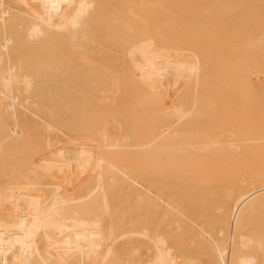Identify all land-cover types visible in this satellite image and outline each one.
I'll return each instance as SVG.
<instances>
[{"label": "bare ground", "instance_id": "bare-ground-1", "mask_svg": "<svg viewBox=\"0 0 264 264\" xmlns=\"http://www.w3.org/2000/svg\"><path fill=\"white\" fill-rule=\"evenodd\" d=\"M108 1L0 0V264H196L199 259L204 264H264V235L258 236L247 229L249 223L257 219L258 210L264 207L262 163L263 168L260 166L257 176L251 172V175H236L230 184L228 181L232 180L228 177L226 184L225 181L222 183L226 180L222 175H204L211 168L219 174L225 170L229 175L235 169L232 168L234 165L236 168L240 166L237 160H242L241 164L246 161L240 157L246 154V150L243 148L242 153L239 147L250 140L253 145L257 144L256 140L264 142V136L256 135L257 138L252 131L248 133L244 122L239 117H232V113L245 111L244 108L241 110L238 101L257 92L255 84L264 89V70L263 75L259 73L263 68L258 72L260 64L264 67V58L261 57L264 56V0H202L205 5L199 0H188L190 3L184 0L187 6L183 3V11L176 0H163L164 3L159 0V5L162 3L165 9L175 2L179 12L188 13L187 18L194 8L200 10L205 6L204 10H196L199 14L192 11L190 20L182 14L188 23L183 22L177 9L174 10L176 15L172 12L174 6L170 8L169 16L175 18L178 14L177 18L182 21L176 20L185 26L193 23L183 26V31H178L181 24L169 16L166 17L173 18L172 23L178 27L164 21L166 27H171L165 29V24L159 20L166 18V11H161L162 7L159 9L164 12L161 18L163 14L157 12V7L154 11L155 3H152V12L158 16L161 14L159 20L155 13L150 11L153 17L148 14V9H153L152 4L148 7V0L145 1L147 12L138 10L146 14L144 17L135 11L137 2L134 5L133 0H117L120 4L125 3L124 7L133 1L131 5L134 6L130 5L127 10L135 7L132 13L143 17L141 20L136 16L139 21L144 22L149 15L151 23L154 20L162 23L159 28L157 22L151 24L156 25L157 30L161 29L160 26L167 30L161 29L158 35L157 30L150 29V22L145 26L147 23L138 22L134 16L136 24L135 19L131 17L133 20H129L131 15L127 17L125 12L122 15L126 18L119 16L118 20L117 14L121 13L116 12L118 6L110 3L111 6ZM193 3L195 7L192 9ZM101 4H107L109 10L116 6L112 13H116V22L120 21L121 27L115 25L116 19L108 14L111 11ZM103 9L108 12L106 16L102 12L105 17L98 14ZM106 21L114 25L106 26ZM91 22L98 23V26L104 24L99 29L94 25L97 31L107 27L104 32L100 30L106 38L104 40L109 36L105 33L109 29L110 35H115L111 37L118 38V41L112 42L114 38L109 37L111 42L108 40L109 45H106L100 31L92 29ZM138 23L154 33L141 29L136 33L137 29L132 28H138ZM111 25L124 30H115L121 37ZM172 28H177L175 35L185 34L183 41L173 32L171 35ZM91 30L100 34L96 37L98 42L101 37L100 45L95 44L97 40ZM92 46H96V50L103 46H106L104 49L113 46L118 51L121 48L120 62L117 61L116 65L121 63L123 79L129 82L125 80L127 82L121 84L122 79L114 80L115 75L110 82L119 80L121 86L125 85L123 83L136 86L129 88L130 84L126 85L130 94L122 87L127 91L124 93H128L123 95L120 94L121 87L116 88L122 99L120 95L118 100L113 98L124 105L126 103L121 101L127 100L124 113L128 114L125 119L131 116L127 119L129 121L122 117L124 108L121 107L124 105L115 102L111 107L106 102L108 93L101 88L103 85L99 86L107 85L106 80L112 76L109 72L112 69L114 73L113 63L117 59L106 63L108 56H100L102 61L100 57L98 61L105 62V67L96 70L95 65H87L89 57L93 64H99L95 57L87 56L89 50L93 52ZM110 48L109 52H101L115 55L116 51ZM94 55L97 58L96 53ZM258 56L262 58L260 64H257L261 59ZM253 68L262 79L252 73ZM244 69L247 72L243 73ZM119 71H116L118 75ZM105 73L110 78L107 79ZM249 73L250 76L246 77L251 78L253 74L258 79L253 76L252 80L245 78ZM245 80L249 81V89ZM106 87L109 90L110 87ZM136 88L140 90V99L128 96ZM238 91L243 99L236 101L234 95ZM232 92L235 94L230 95ZM256 92L253 95L257 99L259 93ZM227 95L235 100L230 101L228 97L229 103L235 106L234 112L230 111L233 106L227 103V99L224 102ZM260 97L259 103H253L259 108L264 105ZM235 104L240 107V112L236 111ZM112 108L118 109L115 110L117 117L113 116ZM142 111L147 112L145 117L140 115ZM214 113L218 116L215 117ZM226 113L238 119L233 123L230 121L233 126L226 121V118L231 119ZM241 113L239 116L246 117ZM141 116L147 117L146 120ZM260 120H257L259 124L264 122ZM237 121L243 124V128L239 127L240 124L237 126ZM238 130L246 134V138L250 134L252 139H257L252 141L249 137L250 140H246ZM262 145L259 150L254 148L258 156L263 154L259 152L263 151ZM209 155L211 158L215 155L212 158L214 163ZM247 163L248 160L244 165ZM236 171L234 173H240ZM231 174L233 176V172ZM213 177L218 179L217 182L210 181L209 178ZM208 184L212 188H208ZM193 191L200 194L198 198ZM206 191L217 192L216 197L222 192L219 195L223 199L219 196L221 200L219 197L212 200V204L216 201L218 204L212 205L211 215L206 214L211 207L205 210L203 206L210 204L215 194L210 193L209 201L205 198ZM214 207L218 214L217 219L214 215L213 223ZM161 213L168 215L167 223L165 220L161 226L170 223L167 230H177L176 235L181 231L184 238L181 245L178 239L173 237L177 242L174 244L170 236L166 238L161 231L155 236L154 220L159 219L157 215ZM162 214L160 218H163ZM128 244L131 250V247L127 248Z\"/></svg>", "mask_w": 264, "mask_h": 264}, {"label": "rangeland", "instance_id": "rangeland-1", "mask_svg": "<svg viewBox=\"0 0 264 264\" xmlns=\"http://www.w3.org/2000/svg\"><path fill=\"white\" fill-rule=\"evenodd\" d=\"M103 1H105L104 3L107 2V0H103ZM133 1H134V2H133ZM133 1H132L133 3L130 2V5H131V3L135 5V4H136L135 2H137V4H138L139 6H142V7H141V8L139 7V9H138V7H137L138 5L136 4V5H137V6L135 5L136 9H135V7H134V8L132 7V8H131V11H128V10H130V9H129V8H130V5H129L128 3H126V4H128L127 7H124L125 3L120 4V2H118L117 0H112V1L109 0L108 3H109V4L111 3L112 5L114 4V5L118 6V8L116 9V12H121V13H120L121 15H120L119 13L117 14V17H116V18H117L118 20H120V19L118 18L119 16H122L123 18H126V16L129 17L130 15H131V16L129 17L130 19H129V18H127V19H129V20H133V19H135V18H134L135 14L139 13V11H140V12H143V11H141V9L144 10V11L146 10V12H147L148 7L150 8V5H151L152 3H155V4H154V8H155V10H154V8H153V4H152V8H153V9H152V10H151V8L148 9V14L151 15L152 17H153V15L150 13V11L152 12V11L154 10V11L156 12V7H157V12L161 13V11H166V14H167L168 11L171 13L170 8L173 7V6H174V8H175V9H172V8H171L173 13H174V10L177 9V8H176L177 6H179V8L181 9V11H183V8H185L184 5L187 6V4L184 3V0H179V1L176 0V3H177V2L179 3V5L177 4V6H176V3H175V2H174L175 5L173 4V1H174V0H173V1H172V6L170 7V6L168 5V6H169V10H167V9H168V6H167V9H165L166 7L163 8L162 5H161L162 3L159 5V0H158V1L156 0L157 2H155V0H151L152 2H150V0H148V2L150 3V4L148 3L149 5L147 4L148 7L146 6V2H145L146 0L142 1V5L140 4V3H141V0H140V1H139V0H138V1H137V0H133ZM165 1H166V0H165ZM185 1H186V0H185ZM190 1H191V0H190ZM190 1L187 0V2H189V3H190ZM160 2H163V0H160ZM199 2H201L202 5H203V2H204V5H205V1L202 2V0H199ZM199 2H198V4H199ZM102 3H103V2H102ZM108 3H107V4H108ZM157 3H158V4H157ZM163 3H164V2H163ZM183 3H184V5H183ZM189 3H188V4H189ZM191 3H192V2H191ZM201 3L199 4L200 6H201ZM107 4H104V5H105V8L108 10V12L111 11V13L105 12L106 10L104 11V9L101 11V13H102V12H105V13H104L105 16H106V14L108 13V14H110L111 17L113 16L114 19H116L115 16H114V14L116 15V13H114V14L112 13V10H114L116 6L114 7V9H112L111 7H109L110 9H112V10H109V9H108L109 4H108V6H107ZM111 4H110V5H111ZM117 4H118V5H117ZM123 4H124V5H123ZM165 4H166V2H165ZM168 4H169V1H168ZM195 4H196V2H195ZM195 4H194V3L191 4V8H192V6L195 7ZM198 4H197V6H199ZM101 5H102V7H104L103 4H101ZM112 5H111V6H112ZM121 5H122V6H121ZM134 5H131V6H134ZM155 5H156V6H155ZM157 5H158L159 7H158ZM170 5H171V4H170ZM189 5H190V4H189ZM125 6H126V5H125ZM128 6H129V7H128ZM143 6H144V7H143ZM164 6H166V5H164ZM120 7H121L122 9H121ZM123 7H124V8H123ZM161 7H162V10L159 11V9H161ZM204 7H205V6H204ZM204 7L202 8V6H201V7H200V10H199L198 7H197V8H194L195 10H192V11H195L196 14H199V13L196 12V10L198 9V12H199V11H201V10H204ZM125 8H126V9H125ZM127 8H128V10H127ZM179 8H178V9H179ZM191 8H189V6H188V9L191 10ZM118 9H119V11H118ZM123 9H124V10H127V12H129V14H127V12L124 11ZM132 9H135L136 12H137L138 10H139V11H138L137 13H136V12L132 13V11H133ZM178 9H177V11H178ZM192 9H193V8H192ZM120 10H121V11H120ZM122 10H123V11H122ZM177 11L174 13L175 15H176ZM179 11H180V10H179ZM179 11H178V12H179ZM192 11L189 12V14H190L189 18L191 17V12H192ZM123 12L126 13V16L122 15V14H124ZM146 12H145V13H146ZM155 12H152V13L154 14ZM101 13H98V14H100L101 16H103L104 14H103V13L101 14ZM143 13H144V12H143ZM143 13H142V14L139 13V14L143 15ZM170 13H168L167 15H165V17H166V16H169ZM179 13H180L179 16L181 17V19L183 20V22H184V23H188V22H185V21H184L185 19H183V18L186 17L185 15H186L187 12H185V13H183V12H182V13L179 12ZM195 13H194V14H195ZM200 13H201V12H200ZM111 14H113V15H111ZM133 14H134V15H133ZM155 14L157 15V13H155ZM155 14H154V15H155ZM161 14H163L162 17H161ZM161 14H159V16L157 15L158 18H157V16H154V18H155V19L157 18V20H159L160 17L163 18V17H164V12H162ZM182 14H183L185 17H184ZM141 15H140V16L136 15V16H138V18L142 20V18H143L146 14L143 15V17H141ZM149 15H147V17L144 18V19L146 20V21L143 20L144 22L139 21V19H138L136 16H135V17H136V19H138V22H140V23H144V25H145L147 22H148V23L150 22V25L147 23L145 26L149 25V26H150V29L152 28V30H154V29L157 30L156 25H157V27L159 28L158 25H160V24L162 25V23H159V24H158V21L156 20L157 24H156V25H153V26H155V27L151 26V24H154V23H156V22H155V20H154V22L151 23V21H152L151 17H149L151 20H150V21H147V20L149 19V18H148ZM181 15H182V16H181ZM187 15H188V13H187ZM96 16H97V15H96ZM105 16H103V17H105ZM107 16H109V15H107ZM173 16H174V15H173ZM173 16H169V17H173ZM193 16H197V15H193ZM131 17H132L133 19H132ZM140 17H141V18H140ZM169 17H166V18H164L163 20H159V22H163V23H164V21H167V23L169 22L168 25H170V26H172V25L174 26V24H176V23H177V24H181V25H179L181 29L179 28L178 31H180V30L183 31V30H182V29H183V28H182L183 26L186 27V26H188V25L190 26V25L193 24V23L190 24L191 22L189 21V22H190L189 24H186V26L183 25L184 23L181 22L182 20L180 19V17L177 18V17H178V14H177V16H176L175 18L173 17V18L175 19V21H176V23L173 24L172 22L174 21V19H173V18H169ZM100 18H102V17H100ZM123 18H122V19H123ZM154 18H153V19H154ZM176 18H177L178 20H181V21H180L181 23H180L178 20H176ZM186 18H187V17H186ZM189 18H187V19H189ZM191 18H192V17H191ZM95 19H98V18H94V20H95ZM112 19H113V18H112ZM112 19H108V21H113ZM117 19L114 21V22H115V25L118 24V25H120V27H121V24H120L121 22H120V21H119V22H116ZM127 19H126V20H127ZM136 19L133 20V21H135V23L137 24V20H136ZM166 19H168L169 21L166 20ZM187 19H186V20H187ZM193 19H195V18L193 17ZM94 20H93V21H94ZM103 20H104V19H103ZM105 20H106V18H105ZM105 20H104V21H105ZM123 20H124V19H123ZM189 20H190V19H189ZM101 21H102V20H101ZM108 21H106V23H107L106 26H108V25L111 24V23L113 24V22H108ZM191 21H192V20H191ZM98 22H99V21H98ZM102 22H103V21H102ZM131 22H132V21H130V23H131ZM93 23H94V24H92V22H91L92 29L94 28V29L96 30V28L94 27V25H95V26L97 25V28H98L99 26H101V25L98 26V23H97V24H96L95 22H93ZM103 23H104V22H103ZM99 24H100V22H99ZM132 24H133V26H134V22H132ZM136 24H135V25H136ZM164 24H165V25H164L165 29H168V27L171 29L170 26L166 27V22H165ZM102 25H103V26H101V27H104V24H102ZM113 25H114V24H113ZM138 25H140V24L138 23ZM144 25H143V24L140 25L141 28H140V26H138L139 29L136 28V26H135V28H132V29H137V31H136V33H137L138 30H140V29H141L142 31L145 30V29H144V28H145ZM116 26H117V25H116ZM116 26H115L116 29H115L114 27H112V25H111L110 27H111V29L113 28V31H115V30H117V29L119 28V26H118V28H117ZM162 26H163V25H162ZM162 26H160L161 29H162ZM143 27H144V28H143ZM164 27H163V28H164ZM174 27H178V26H174ZM142 28H143V29H142ZM147 28H148V27H147ZM147 28H146V30H145L144 32H148V31H150V29H149V28L147 29ZM187 28H188V27H187ZM187 28H186V29H187ZM98 29H99V28H98ZM119 29H120V31H124L123 29L121 30V28H119ZM161 29L157 30V35H158L159 33H161V31H160ZM165 29H162V30L165 31ZM170 29H169V32H170ZM100 30H102V31H103V30H107V27H106L105 29H101V28H100ZM100 30H98V31H100ZM176 30H177V28H176L175 30L172 28V31L170 32L171 35H172V32H173V35H175V32H174V31H176ZM91 31H92V30H91ZM96 31H97V30H96ZM98 31H97V32H98ZM102 31H100V33H101ZM108 31H109V29H108ZM108 31L105 32L106 35H109L108 38H107V40H104V39H106V38H104L105 36H104V37L102 36V33H103L104 31L101 33V35H100L99 33L96 34V32H95L96 36H95L94 32L92 31L93 34H94V38L97 40L96 42L94 41L95 44L98 43V44L100 45V44L102 43V42H100V41H101V37H100V36H102V38H103V42H106V45L108 44V40H109V42H111V40L109 39V37H111L112 35H113V36H115V35H114V34H111V35H110V32H111V31H109V34H107ZM117 31H118V30H117ZM117 31H115V32L117 33V35H119V34H118L119 32H117ZM142 31H141V32H142ZM158 31H159V33H158ZM164 31H163V32H164ZM166 31H167V30H166ZM166 31H165V32H166ZM178 31H177V33H178ZM115 32H114V33H115ZM133 32H134V31H133ZM133 32H132V33H133ZM150 32H153V33H154V31H150ZM155 32H156V31H155ZM111 33H112V32H111ZM123 33H127V32H121V34H123ZM132 33H131V34H132ZM136 33H135V34H136ZM182 33H183V32L179 33L178 35H175L176 37L181 38V40L178 39V38H176L175 36H173V37L175 38V40L183 41L184 37H186V36H184L185 34H182ZM127 34H128V33H127ZM127 34H124V35H127ZM155 34H156V33H155ZM166 34H168V33H166ZM180 34H181V35H180ZM98 35H100V36H99V37H100L99 42H98V38H96ZM161 35L165 36L164 34H161ZM169 35H170V34H169ZM119 36H120V35H119ZM121 36H122V35H121ZM121 36H120V37H121ZM167 36H168V35H166L165 37H167ZM90 37H91V35H90ZM165 37H163V38H165ZM170 37H172V36H170ZM170 37H169V38H170ZM173 37H172V38H173ZM92 38H93V37H92ZM92 38H91V39H92ZM112 38H114V37H111V39H112ZM91 39H90V40H91ZM117 39H118V38H116V39H115V38L112 39V42H115V41H113V40L118 41ZM161 39H162V38H161ZM186 39H187V38H186ZM186 39H185V40H186ZM90 40H88V41H90ZM180 41H179V42H180ZM94 42H93V43H94ZM88 44L93 45V44L90 43V42H89ZM116 44H118V43H115V45H116ZM91 45H90V46H91ZM102 45H105V44H102ZM108 45H109V44H108ZM110 45H112V44H110ZM115 45H114V46H115ZM96 46L98 47V45H96ZM96 46H95V48H94V46H92L93 49H94V50H93V49H92V50H93L94 54L96 53L97 58H96V56L93 54V52H92V53L90 52V50H89V52L87 53V56H90V55H91V57H95L94 59H95V60L97 59V61L99 60L98 58H99L100 56H103L104 58H105V56H108V58L105 59L106 61L103 59L106 63L109 62V61L112 62L114 59H117V60H115V62L113 63V65L115 66V68L113 69V70H115L114 73L111 72V71H112V69H111V67H110L111 65H109V67H110V69H111L109 73H111L110 75H112V76H110L111 78H110V77H106V73H108V70H109V68L107 67L109 63H108L107 66H106L108 70H106V73L104 74V76H105L107 79H108V78H110V79H108V80H109V81H108V80H106V78L104 77V80H106V83H107V85H108V88L110 87L109 90L107 89V87L105 88V86H107V85H105V83H104V84H100L99 86H102V85L104 86V85H105L104 87L102 86L101 88H102L104 91H106V94L108 93V94H107L108 97H107V99H106V102H108V104L111 105V107H112V106H115V102H116L117 105H119V104H121V103H120V102L117 103V100L119 99V98H117V96L119 97L120 94L123 95L122 93H124V91H126V90H128V93H129V94L131 93V92H129L130 89H127V86H126V85H129V84H130V86H128L129 88H130V87L135 88L136 86L134 85V87H133V84H131V83H128V84H127V83H123V84H125V85H124L125 87H124L123 85H122V86L119 85V84H120V83H119V80H120V79H122V80H120L121 84H122V82H124L125 80H127V79H125V80L123 79V78H124V75L122 74V68L120 67V66H121V63H120V66H119V64H118V66L116 65V62H117V61L120 62L119 59H118V57H119L118 55H119V52H120L121 48H120V50L118 51V50H117V49H118V48H117L118 46L116 47V48H117L116 50H114L115 47H113V46H109V47H111L110 49H113L112 51H116V52H115V55H111V56H110V53H111V52L108 53V52L110 51V50H108V48H109L108 46H107L108 48H106V49H104L106 46H103L104 48H103L102 46H100V47L103 48V50H107V51H108L106 54H105V52H101V51H103V50L99 51V50L102 49V48H100L99 50H96V48H97ZM92 47H91V48H92ZM112 47H113V48H112ZM120 47H121V46H120ZM87 48H89V47L87 46ZM263 49H264V47H263ZM87 50H88V49H87ZM263 52H264V51H263ZM88 54H89V55H88ZM92 54H93V56H92ZM112 54H114V53H112ZM114 56H115V58H114ZM258 57H259V56H258ZM261 57L264 58V56H261ZM261 57H259V58H261ZM100 58H101V57H100ZM111 58H113V59L110 60ZM259 58H258V60H259ZM90 59H91V58L89 57V60H88L89 62L86 61V62H87V65H88V64H90V65L92 64V65H95V67H97L96 70H97V69H98V70H99V69H103V70H104L103 67H105V62H100V61H102V58L100 59V61H98L99 64L102 63V65L100 64V66H99V64H98V65H97V64H93V63H92L93 60H90ZM92 59H93V58H92ZM86 60H87V59H86ZM95 60H94V61H95ZM261 60H262V58L260 59V61H257V64H260V63L262 62ZM90 61H91V62H90ZM245 61H246V60H245ZM95 62H96V61H95ZM118 62H117V63H118ZM103 63H104V65H103ZM255 63H256V62H255ZM262 64L264 65V62H262ZM113 65H112V67H113ZM102 66H103V67H102ZM260 66H262V65L260 64ZM260 66H259L258 72L260 71V68H263V69L259 72V73L262 74V73H263V70H264V67H263V66L260 67ZM101 67H102V68H101ZM118 67H120V68H118ZM254 67L257 68V67H256V64H255ZM245 68H246V70H247V66H245ZM85 69H86V68H85ZM116 69H117L118 71L121 69V70H120L121 72L119 71V72H120L119 75H118V73L116 72V71H117ZM238 69H239V68H238ZM244 70H245V69H244ZM244 70H243V73H244V72H247L246 70H245V71H244ZM89 71L92 72V70H88V72H89ZM91 72H90V73H91ZM99 72H100V74H101V71H99ZM255 72H257V69H256V71H255L254 68H253L252 73L256 74V77L261 76L260 74L255 73ZM239 73H241V72L239 71ZM250 74H251V73H249V74H245V78H247V79L250 80V79L252 78L253 74L251 75V78L246 77V76H248V75L250 76ZM263 74H264V73H263ZM263 74H262V75H263ZM114 75H115V76H114ZM121 75H123V77H122ZM108 76H109V75H108ZM113 76H114V80L119 79L118 82H117V81H114L115 83H114V82H112V83L110 82V80L113 79V78H112ZM116 76H118V77L120 76V78H118V77H116ZM121 77H122V78H121ZM253 77H254V76H253ZM262 77H264V76H262ZM101 78H103V77H101ZM254 78H255V77H254ZM254 78H253V79H254ZM259 78L262 79L261 77H259ZM255 79H258V78H255ZM251 80H252V79H251ZM127 81H128V80H127ZM127 81H125V82H127ZM247 81H248V80H245V82H246V86H247V88H248V85H249L248 82H249V81H248V82H247ZM254 81H255V80H254ZM254 81H253V82H254ZM260 81H261V80H260ZM262 81H264V80H262ZM103 82H105V81H103ZM128 82H129V81H128ZM243 82H244V81H243ZM109 83H111V84H109ZM113 83H114V84H113ZM116 83H117V84H116ZM118 83H119V84H118ZM255 83H256V81H255ZM260 83H261V82H260ZM262 83H263V82H262ZM243 85H244V84H243ZM257 85H258V83L255 84L254 87L257 88V92L259 93V96H261V97H260L261 102L264 104V97H263L264 94H262V92L264 93V89L261 90L260 88H258ZM260 85H261V84H260ZM55 86H56V84H55ZM55 86H54V88L57 89L58 85H57L56 87H55ZM67 86H68V85H67ZM71 86H72V84L70 85V87H71ZM111 86H112V87H111ZM244 86H245V85H244ZM262 86H263V85H262ZM68 87H69V86H68ZM68 87H65V88H68ZM70 87H69V88H70ZM120 87H121V91H122V92L119 90L121 93H120V94H117V93H118V90H116V88L119 89ZM122 87L125 88L126 90H122ZM238 87H242V86H238ZM238 87H237V88H238ZM249 87H251V86H249ZM243 88H244V87H243ZM247 88H246V91H247ZM252 88H253V87H252ZM252 88H251V89H252ZM256 88H255V89H256ZM238 89H240L239 91H241V88H238ZM248 89H249V88H248ZM258 89H259V90H258ZM135 90H136V91H135L134 93H136V95L132 96V94H134V93H132L131 95H128L130 98L135 97V96H136V98H137V97L139 96V94H140V90H138V88H136ZM114 91H115V93H114ZM131 91H132V90H131ZM239 91L237 92V94H235V93H233V92H232L233 94H232V93L230 94V95H234V94H235V95H234V99H235L236 101H238V98H241V97H239L240 94H238V93H240ZM244 91H245V90H244ZM248 91H249V90H248ZM248 91H247V92H248ZM250 91H251V90H250ZM252 91H253V90H252ZM261 91H262V92H261ZM110 92H111V93H110ZM126 92H127V91H126ZM255 92H256V91H255ZM255 92H254L253 94H255ZM257 92H256V93H257ZM260 92H261V93H260ZM128 93H124V94H128ZM56 94H57V93H56ZM137 94H138V95H137ZM245 94L248 95V96L250 95L249 93L247 94L246 92H245ZM253 94H251V96H249V97H245L244 100H241V102L238 101V103H241V106H242L241 110L244 111L243 108L245 109V111H244L245 113H244V112H242V113H243L246 117H244V116L241 117V115L239 116V114L241 113V112H240L241 110H239L240 107L237 106V105H238L237 102H236L237 105L235 104V105L237 106V107H236L237 110H236V109H235V110H236V111H239L240 113H239V114H237V112H236V113H232V117H235V118H236V117H237V118L239 117V120L242 121V122H244L245 130H247L248 133L250 132V134H251V131H252V133L255 135V137H257V136H264V126H263V125H264V122H262V121L264 120V112H263V111H264V105L260 106L261 109H260L259 107L254 106V104H256V103H255L256 101H257V103H259L260 101H259V99H258L259 96H258V97L256 96L257 99H258V100H257V99L254 97ZM261 94H262V95H261ZM115 95H116V96H115ZM121 95H120V97H121ZM230 95H227V97H226L225 99H224V98H223V99H224V102H225V103H226V99H227V103L233 106V104H232V103H229V101H228L229 98H230V101H235V100L231 99L232 96L229 97ZM236 95H237L238 97H237ZM242 95H243V94H242ZM246 95H245V96H246ZM109 96H111V97H109ZM112 96H113V97H112ZM124 96H125V100H126V95H124ZM235 96H236V97H235ZM240 96H241V95H240ZM115 97L117 98V100L113 99V98H115ZM129 97H128L127 99H129ZM228 97H229V98H228ZM242 97H244V96H242ZM252 97H253V98H252ZM108 98H109V99H108ZM111 98H112L113 100H112ZM123 98H124V97H123ZM136 98H135V101H136ZM138 98H139V97H138ZM138 98H137V99H138ZM246 98H248V99H246ZM121 99H122V97H121ZM139 99H140V98H139ZM241 99H243V98H241ZM245 99H246V100H245ZM111 100H112V101H111ZM123 100H124V99H123ZM141 100L144 101L143 99H141ZM214 100H215V99H214ZM110 101H111V102H110ZM113 101H114V102H113ZM120 101H121V100H120ZM126 101H127V100H126ZM126 101H121V102H125L126 104H128ZM128 101H131V99H129ZM212 101H213V100H212ZM243 101H245V103H247V101H248V103H247V104L242 103ZM249 101H250V102H249ZM258 101H259V102H258ZM109 102H110V103H109ZM138 102H139L140 104H143V102H141V101H138ZM144 102H145V101H144ZM213 102H214V101H213ZM215 102H216V100H215ZM222 102H223V101H222ZM224 102H223V105H225ZM130 103H131V102H130ZM145 103H151V102H148V101L146 100ZM233 103H234V102H233ZM250 103H251L254 107H252V105H251ZM253 103H254V104H253ZM113 104H114V105H113ZM126 104H125V105H124V103L121 104V105H124L123 107H121V108H124V110L122 109V110H123V111H122L123 116L118 112L119 116H122V117L125 116L124 119L126 118V115H128V114L125 115V113H124V111H125V112L127 111V110H125V109H126V107H125ZM134 104H135V103H134ZM228 104H227V105H228ZM121 105H120V106H121ZM135 105H136V104H135ZM223 105H222V109H224V106H223ZM227 105H225V106H227ZM120 106H118V109L120 108ZM128 106H129V105H128ZM131 106H132V105H131ZM150 106H151V105H150ZM150 106H149V107H150ZM243 106H244V107H243ZM245 106H246V108H245ZM111 107L108 106V108H110L109 112L111 111ZM138 107H140V106H138ZM138 107H137V108H138ZM151 107H152V106H151ZM227 107H228V106H227ZM230 107H231V106H229V108H230ZM234 107H235V106H233V107L230 108V111L232 110L231 112H234ZM247 107H249V108H247ZM127 108H128V107H127ZM133 108H135V107H133ZM133 108H132V109H133ZM137 108H135V109H137ZM146 108H148V106H146ZM154 108H155V107H154ZM154 108H153V110H155ZM229 108H228V109H229ZM232 108H233V109H232ZM238 108H239V109H238ZM118 109H117V108H116V109H115V108H112V112H113V113L115 112V114H114L113 116H116V117H117V115H116L117 112H116V111H118ZM129 109H130V107H129ZM150 109H151V108H150ZM150 109H149V110H150ZM228 109H226V111H227ZM262 109H263V110H262ZM106 110H107V109H106ZM113 110H114V111H113ZM115 110H116V111H115ZM133 110H134V109H133ZM137 110H139V109H137ZM137 110H136V111H137ZM146 110H148V109H146ZM151 111H152V110H151ZM151 111H150V112H151ZM228 111H229V110H228ZM140 112H141V111H140ZM144 112H145V111H144ZM224 112H225V109H224ZM113 113H112V114H113ZM127 113H128V112H127ZM130 113L132 114V111H129V114H130ZM142 113H143V111H142ZM142 113H141V114L139 113V114L144 116V114H146L147 112H145V113H143V114H142ZM242 113H241V114H242ZM260 113H263V114L260 115ZM133 114H134V112H133ZM137 114H138V113H137ZM139 114H138V115H139ZM221 114H224L223 111H222ZM226 114H227V113H226ZM228 114H229L228 117L231 118V113H228ZM228 114H227V115H228ZM234 114H237V115H236V116H233ZM243 114H242V115H243ZM135 115H136V114H135ZM140 115H139V116H140ZM213 115H214L215 117L218 116L217 113H216V114L214 113ZM213 115H212V116H213ZM143 116H141V117H143ZM145 116H146V115H145ZM145 116H144V117H145ZM222 116H223V115H222ZM259 116H260V117H259ZM129 117H131V116H129ZM129 117H128L127 119H129ZM132 117H134V115H133ZM136 117H137V116H136ZM136 117H135V118H136ZM144 117H143V119H144ZM220 117H221V115H220ZM224 117H226L225 114H224ZM240 117H241V119H240ZM249 117H250V118H249ZM258 117L261 118L262 121H261V120H260V121H261L262 123H261V122H260V123H261L262 125L258 123V121H257V120H259ZM146 118H147V117H146ZM146 118H145L144 120H146ZM222 118H223V117H222ZM235 118H231V119L228 118V120H227V118H226V121H227L229 124H231V126H233L232 123H233L235 120H238V119H235ZM243 118H244V119H243ZM127 119H125V120H127ZM130 119L132 120L133 118H130ZM232 119H234V120H232ZM131 120H130V121H131ZM134 120H135V119H134ZM134 120H133V121H134ZM248 120H249V121H248ZM127 121H129V120H127ZM230 121H231L232 123H231ZM254 121H255V122H254ZM131 122H132V121H131ZM237 122H238V121H237ZM238 124H240V123L238 122V123H237V126H238ZM241 124H242V123H241ZM241 124L239 125V127L241 126ZM250 124H251V125H250ZM258 124H259V125H258ZM234 125H236V122L234 123ZM242 125H243V124H242ZM259 126H261V127L263 128L262 131H261V129H260L261 127L259 128ZM241 127H242V126H241ZM248 127H252V130H250V128H249V130H248ZM236 128L239 129L238 127H236ZM242 128H243V127H242ZM242 128H241V129H242ZM257 128H258V129H257ZM255 129H257V130H255ZM242 130H243V132L245 131L244 129H242ZM238 131H239V130H238ZM240 131H241V130H240ZM240 131H239V132H240ZM257 131H259V133L256 134ZM243 132L241 131V133H243ZM244 133L247 134V132H244ZM244 133H243V136H242V137H245L246 140H250V138H251L250 134H248L249 136L247 135L248 138H246V134H244ZM258 134H259V135H258ZM240 135H242V134H240ZM256 135H257V136H256ZM249 137H250V138H249ZM255 137L253 138L254 140H256V139L258 138V137H257V138L255 139ZM251 139H252V138H251ZM253 139H252V141H253ZM248 142H249L250 144H248ZM248 142H245V143H244L245 145L242 146V148L239 147L240 150H241V152L243 151V150H242L243 148H244V150H246V151H244L246 154L244 155V153L242 152L244 156L242 155V156H240V157L243 158V161H244V160H246V161L248 160V163H247L246 166H245L244 163H245L246 161H245L243 164H241V163H242V160H237V161H239L238 164L240 163V166L236 164V165H237V168L234 167L235 165L232 167V168H235L234 170H232V168H231V170H232V172H233V176H231V175H232V174H231V173H232L231 170H230L231 173H229V175H230V176H229V175L227 174L228 172H227V173L224 172L225 170H223V173H220V174H219V173L214 172V171L212 170V168H211L209 171H213V172L208 173L209 171L207 170L206 173H205L204 175L212 174V176H215L214 174H218V175H222L223 177H225L224 179H226V178L228 177L227 179H231L232 181H230V180L228 181L227 179H226V180H223L222 183H224V181H225L226 184H228L227 181L229 182V184H230V182L232 183V182L235 180V179L233 180V178L237 177L236 175H238V176H240L241 174H250V175H251V173H252V174L255 173V175L257 176L258 174H256V173H258V171L261 169V167L263 168V166H264V161H263V160H264V159H263V158H264V148H263V151H259V152H263V154H261V155L259 154L260 156H258V154H256V153H258V152H255V151H256L257 149L259 150V148L261 147V144H262V143L264 144V142H262V143L259 142V143H260V146H258V145H259L258 140H256V143H257V144L255 143L256 145H253L254 142L252 143L251 140L248 141ZM246 143H247V144H246ZM246 145H247V147H246ZM257 146H258V147H257ZM262 146H263V145H262ZM256 147H257V148H256ZM263 147H264V146H263ZM254 148H255L256 150H255ZM253 149H254V150H253ZM251 150H252V151H251ZM248 151H249V152H248ZM252 153H253V154H252ZM254 154H256V155H254ZM251 155H252V156H251ZM245 156H246L247 158H246ZM209 157H210V155H209ZM213 157H215V155H212V158H213ZM244 157H245L246 159H244ZM258 157H259V158H258ZM260 157H261V158H260ZM212 158L210 157L211 162L214 160V159L212 160ZM252 159H253V160H252ZM259 159H260V160H259ZM208 160H209V158H208ZM254 160H256V161H254ZM252 161H253V162H252ZM209 162H210V160H209ZM257 162H258V163H257ZM212 163H214V162H212ZM212 163H211V165H212ZM261 163H262L263 166H261ZM209 164H210V163H209ZM255 165H256V166H255ZM257 165H259V166H257ZM254 166H255V167H254ZM260 166H261V167H260ZM240 167H242L243 170H242V168H240ZM256 167H257V168H256ZM247 168H248V170H247ZM208 169H209V168H208ZM229 169H230V168H229ZM229 169H228V171H229ZM236 169L239 170V171H238V172H240L239 174H236V172H237ZM244 169H245V173L243 172ZM249 169H250V170H249ZM257 170H258V171H257ZM234 171H236V172L234 173ZM255 171H256V172H255ZM246 172H248V173H246ZM250 172H251V173H250ZM207 173H208V174H207ZM234 174H235V176H234ZM209 177H210V176H209ZM215 177H217V175H216ZM215 177H213V178H209V179H211L210 181L212 182V179H214V181H215V180H216ZM217 180H218V179H217ZM217 180H216V182H217ZM207 181H208V180H207ZM208 182H209V181H208ZM213 183H214V182H213ZM213 183H211V184L214 185ZM208 185H209L208 188H210V187L212 186V185H210V184H208ZM218 185H219V183H218ZM216 186H217V185H216ZM211 188H212V187H211ZM214 188H215V185H214ZM178 192H179V191H178ZM194 192H195V191H193V193H194ZM206 192L208 193V191H206ZM209 192H210V191H209ZM218 192H220V191H218ZM196 193H197V191L194 193V195H195ZM207 193H206V195H205V198H206L207 200L210 201V199H209L210 197H209V196H210V193H211V192L208 193V195H207ZM212 193H213V195L215 194L213 191H212ZM212 193H211V195H212ZM197 194H198V193H197ZM197 194H196V195H197ZM219 194H222V192H220ZM219 194H218L217 197H216L217 192H216L215 196L212 195L213 198H211V203H210V204L207 203L209 207H206L207 204L203 206L205 210H206V208H209V210H210V207H211V211H210L209 213H208V210H206V211H207V213H206L207 215L210 214V213H212V209H213V208H212V207H213L212 205H214L215 203L218 204L217 201H216V202L214 201L215 203L212 204V200H213V199H214V200H218V199L221 197V195H219ZM192 195H193V194H192ZM196 195H195V196H196ZM199 195H200V194H199ZM199 195H197V198H198ZM206 196H207V197H206ZM219 196H220V197H219ZM214 197H215L216 199H215ZM218 197H219V198H218ZM221 198L223 199V197H221ZM221 198H220V200H221ZM209 201H207V202H209ZM210 205H211V206H210ZM215 205H216V204H215ZM196 207H198V205H196ZM214 209L216 210L215 207H214ZM204 212H205V211H204ZM217 212H218L217 210H216V212L213 211V214H212V216H213V223L215 222V217H216V219H217V214H218ZM165 213H167V212L164 211V214H165ZM214 213H216V214H214ZM161 214H162V213H161ZM161 214H159V215H157V216H160V217H161ZM164 214H162V215H163V216H162L163 218H160V217H159V219H158V217H157V219L154 220V224H155V226H156V227H154V233H155V236L158 235V234H160V231H161V232H162L161 234H162L163 236H165L166 238H167L168 236H170V240H171V241L175 242V241H174V238H175V240L178 239V240H177V241L179 242L178 244H180V243L182 244V243L184 242V240H183L184 238L182 237V235H181V233H180L181 231H180V232H177L179 235L177 234L178 237H176L177 235H176L175 232H176L177 230H176V231H172V230L170 229V228H171V225H170V228H169V229H170L173 233L170 232L169 230H167V228H168V226H169L170 223H169V224H166L167 221H168V220H166V219H168V215H167V216H164ZM257 214H258L257 219H256V220H253L251 223H249V226H247V227H248L247 229H249V230H251V231H254V233L257 234L258 236H263V235H264V234H263V233H264V207H262L260 210H258V213H257ZM210 215H211V214H210ZM214 215H215V217H214ZM164 217H166V218H164ZM207 217H208V216H207ZM161 219H162V220H161ZM163 219H164V220H163ZM169 219H170V218H169ZM209 219H210V221H212V218H211L210 216H209ZM157 220H158V221H157ZM165 220H166V223H165L163 226H161V224H162L163 222H165ZM210 221H209V223H210ZM157 222H158V223H157ZM160 223H161V224H160ZM213 223H212V224H213ZM210 224H211V223H210ZM159 226H161V227H160L161 230H160V228H158ZM165 227H166V228H165ZM162 228H163V229H162ZM156 230H158V232H157ZM167 231H168V232H167ZM182 234H183V236H184V232H182ZM172 235H173V236H172ZM174 235H175V236H174ZM173 237H174V238H173ZM181 237H182V238H181ZM172 239H173V240H172ZM180 240H181V241H180ZM176 243H177V242H175L174 244H176ZM181 244H180V245H181ZM128 246H129V247H128ZM130 247H131L130 244H128V245H127V248L129 249ZM131 249H132V247L130 248V250H131ZM129 252H130V251H129ZM204 260H205V259H204ZM205 261H206V260H205ZM206 262H207V261H206ZM196 264H204V261L199 259V260L197 261Z\"/></svg>", "mask_w": 264, "mask_h": 264}]
</instances>
